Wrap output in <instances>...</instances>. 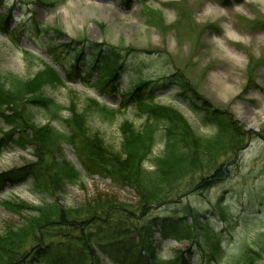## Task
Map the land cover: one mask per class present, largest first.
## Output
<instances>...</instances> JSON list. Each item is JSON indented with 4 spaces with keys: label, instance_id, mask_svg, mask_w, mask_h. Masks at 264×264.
I'll return each instance as SVG.
<instances>
[{
    "label": "rangeland",
    "instance_id": "374dc122",
    "mask_svg": "<svg viewBox=\"0 0 264 264\" xmlns=\"http://www.w3.org/2000/svg\"><path fill=\"white\" fill-rule=\"evenodd\" d=\"M42 27L57 28L59 33L46 34L40 31ZM10 36L17 44L10 42ZM51 38H55L52 44L56 46L86 40L120 49L127 59L115 91L99 93L96 83L86 86L77 77L68 78L67 71L59 66L62 62L48 51ZM45 65L60 74L61 85L44 82ZM0 72L42 85L38 100H52L58 106V118L40 106L31 107L30 123L64 130L61 118L72 120L75 110L85 116L89 132L99 133L113 150L121 143L122 122L129 121L140 129L144 109L153 105L174 107L197 134L214 132V127L202 123L183 105L173 86L156 87L153 100L137 107L129 102L113 117L88 102L93 98L102 107L117 111L122 91L139 80L159 82L171 74L182 76L211 108L229 112L243 126L247 139L235 165L219 184L176 199L177 203L156 208L148 215L168 217L174 213L182 217L184 205L198 210L218 232L221 253L215 261L207 260L208 250L202 242L191 245L185 239H163L156 228L151 247L161 259H171L189 247L193 264H238L244 248L264 246V0H0ZM89 77L94 79L96 70ZM161 132L159 127L158 135ZM162 147L158 136L153 154ZM59 153L82 175L58 194L63 205L75 206L102 194L126 204L135 202L131 188L86 172L83 156L72 146L63 144ZM34 161V147L26 151L5 149L0 153V177ZM143 167L151 170V161L144 160ZM5 176L0 184V229L19 225L28 214L26 206L41 204V195L31 180L15 182L10 175ZM217 205L224 209V221ZM256 264H264V251Z\"/></svg>",
    "mask_w": 264,
    "mask_h": 264
},
{
    "label": "trees",
    "instance_id": "16d2710c",
    "mask_svg": "<svg viewBox=\"0 0 264 264\" xmlns=\"http://www.w3.org/2000/svg\"><path fill=\"white\" fill-rule=\"evenodd\" d=\"M40 31L58 34L53 27ZM48 51L67 76L78 77L84 84L96 83L98 92L115 91L126 57L120 49L86 40H70L53 45ZM12 44L16 38L10 36ZM62 58V59H61ZM96 77L90 79V72ZM45 80L49 85H61L59 73L45 65ZM42 85L12 73L0 72V152L9 147L35 149V161L18 169H10L0 177L10 175L15 182L31 180L34 190L41 195L39 206H26L28 214L19 225H5L0 229V264H193L191 249L179 251L171 259L159 258L151 247L156 231L162 237L188 240L191 245H204L208 261H215L221 253L216 236L198 210L182 207V217H148L149 213L177 203L196 191L209 189L225 178L235 165L238 151L244 146L247 132L229 112L213 109L177 74L158 81L139 80L126 91L117 111L102 107L94 99L89 104L113 117L132 102L139 106L155 98V88L173 86L183 104L197 114L204 124L214 127L211 135L197 134L191 123L174 107L153 105L144 109L140 129L129 121L121 124L122 139L118 150H113L99 133H90L85 116L72 110L74 118L62 119L65 129L53 125L36 126L30 123L31 107L40 106L58 118V106L48 99L38 100ZM210 126V127H211ZM159 127L162 132L158 135ZM162 150L154 155L157 138ZM63 144L72 146L83 156L82 166L88 173L109 178L120 187L131 188L136 200L132 204L119 202L109 194L98 195L75 206L63 205L58 194L66 184L78 181L81 172L70 162L61 159ZM150 160L152 169L143 167ZM49 195L50 200L44 196ZM221 219H226L223 207L217 205ZM170 211H174L171 209ZM156 228V229H155ZM264 244V243H263ZM264 246L257 250L246 247L238 264H256L261 260Z\"/></svg>",
    "mask_w": 264,
    "mask_h": 264
}]
</instances>
